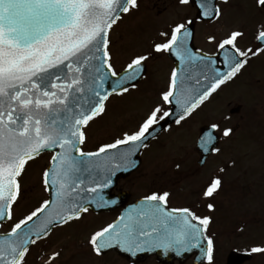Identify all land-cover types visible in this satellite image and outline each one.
I'll return each instance as SVG.
<instances>
[{
	"label": "snow or ice",
	"instance_id": "obj_1",
	"mask_svg": "<svg viewBox=\"0 0 264 264\" xmlns=\"http://www.w3.org/2000/svg\"><path fill=\"white\" fill-rule=\"evenodd\" d=\"M257 3L264 8V0ZM139 6V0H0V227L11 222L0 233V264H27L31 247L53 228L80 220L90 207L116 203L107 198L113 177L136 167L133 157L148 147L157 128L169 120L186 122L252 58L264 55V25L255 35L257 47L241 49L245 33L230 30L207 37L213 54L194 50L191 26L219 20L222 9L216 0H177L180 8L195 7L196 15H178L152 43V52L171 53L179 61L167 90L159 93L160 102L134 129H122L110 142L85 151L86 129L106 113L109 98L123 96L143 78L151 53H134L117 71L109 35ZM220 131L223 137L232 133L221 129V121L201 129L203 153L220 151ZM44 153H51L42 173L49 197L15 219L20 178ZM220 187L219 177L211 179L204 196L212 197ZM168 196L147 195L117 222L94 231L89 243L95 255L113 248L131 256L199 251L207 264H214V242L207 235L211 218L188 207L169 209ZM250 251L264 253V245ZM60 255L51 252L45 264Z\"/></svg>",
	"mask_w": 264,
	"mask_h": 264
},
{
	"label": "flooded vegetation",
	"instance_id": "obj_2",
	"mask_svg": "<svg viewBox=\"0 0 264 264\" xmlns=\"http://www.w3.org/2000/svg\"><path fill=\"white\" fill-rule=\"evenodd\" d=\"M216 3L222 9L219 20L211 23L197 21L191 26L194 30L193 49L213 54L215 49L207 43V37L210 34L220 37L230 30H242L245 33L238 44L241 49L257 47L255 35L258 28L264 25V8L258 5L257 0L245 3L240 0H227V3L216 0ZM164 10L167 11L166 7ZM163 14L164 11L159 8L158 15ZM185 14L195 16L196 8H177L174 14L170 15L165 28L178 15ZM154 19V22L161 24L160 19ZM112 31L109 35L115 57ZM157 35L147 39L137 35L126 36L134 47L131 56L134 53H151L149 60L145 62L143 78L123 96L114 95L109 98L106 102V113L97 117L86 129L87 142L83 146L85 151H94L97 144L110 142L122 129L135 128L133 124L127 126L123 120L119 125H113L115 117L127 114L123 113L124 108L130 111L127 118L133 120L138 118L140 122L149 108L160 102L159 93L167 90L171 73L174 69L178 70L179 61L171 53L152 52L151 46ZM129 61L130 59L127 62ZM127 62L120 68L114 59L116 70L120 71L126 67ZM155 74L158 77H155ZM131 92L140 94L143 106L139 109L123 106L121 110L109 112L111 107L119 108L114 102L131 97ZM217 121H221V129L231 128L232 133L229 137H223L222 131L218 132L220 139L217 146L220 151L207 155L199 147L201 129ZM98 122L109 125L105 130L106 134L97 135L100 133L99 130L92 129ZM147 144V148H142L133 157L136 161L134 169L117 172L113 177V185L107 190V198L118 201V204L100 208L90 207L89 212L80 220L53 228L45 239L31 247L27 264H45V260L53 251H59L61 254L53 264H66L69 261L71 264H202L195 261L197 253L192 252L177 256L174 252L165 254L158 250L131 256L117 249H109L97 256L92 251L89 239L94 231L113 223L123 211L134 208L145 196L152 193H169L167 199L169 209L188 207L201 217H210L207 235L214 242V250L218 247L217 242L209 233L213 232L211 229L214 227L217 232H226L225 229L228 227L224 223L223 213L226 203L234 210V224L230 226L232 232L245 233L248 229L255 238L259 229L264 227V55L252 58L234 79L222 85L186 122H182L181 125H176L172 121L163 124L154 138H149ZM50 155L51 153H44L38 157L35 171L29 175L25 173L31 163L26 166V171L20 178V200L25 187L29 185L34 186L31 193L38 191L37 206L49 197V192L44 190L42 173L48 166ZM216 177L221 179V187L212 197H205L204 192L209 181ZM32 180H38V184H32ZM209 204L213 205L211 209L208 207ZM18 212L16 207L15 219L28 214L19 216ZM10 224L11 222H7L5 226L0 227V233L8 230ZM220 234L218 233V236ZM251 243H253L251 247L256 246V241ZM250 249L232 247L229 254L234 250L251 253ZM229 254L224 264H227ZM251 254L252 258L242 264L257 261L258 254ZM203 264L207 262L204 261Z\"/></svg>",
	"mask_w": 264,
	"mask_h": 264
},
{
	"label": "rangeland",
	"instance_id": "obj_3",
	"mask_svg": "<svg viewBox=\"0 0 264 264\" xmlns=\"http://www.w3.org/2000/svg\"><path fill=\"white\" fill-rule=\"evenodd\" d=\"M240 1L245 3L249 2L250 0ZM139 5L140 6L138 10L133 11L130 15L124 16L123 19L118 23V25L114 26V28L112 29L113 31L111 37L115 48L114 59H116L117 67L120 68L132 57L131 54L132 50H134V47L132 43L128 42L129 37L131 35H137L143 39L151 37L153 38L158 34L160 30H163L166 27V24L169 22L168 19L170 18V15L174 14V11L179 8L176 5V0H139ZM158 7L164 11L163 15H158ZM164 7H166L167 11L164 10ZM154 17H156L155 19H160L161 24H157L156 22H154ZM128 35L129 37H126ZM155 77L158 76L155 74ZM160 80L162 79L160 78ZM130 95L131 97L119 99L114 102V104L119 106V108L111 107L109 112L113 113L117 109L121 110V107L123 106H130L131 108L137 109H139L140 106H143V100L138 92H131ZM125 112L128 114V112L130 111L124 108L123 113ZM127 114H122L115 117V123H113V125H119L120 121L123 120L124 124H126L127 126L133 124L136 127L139 123V119H129L127 118ZM104 117H107V115H104ZM108 127L109 125L107 123L102 124V122H98L97 125L95 124L94 127H92V129H98L100 133L97 135H101L106 134L105 130L108 129ZM30 163L31 164L25 173L26 175H29L35 171V163H37V160L31 161ZM37 181L38 180H32V184L37 185ZM29 186L25 187L24 195L19 201V206L17 207L19 216H24L30 209H33L37 206L36 204H38V191L36 190L31 193L30 191L34 186ZM228 204L229 203H226V207H224L223 211L224 223H226V226L228 227L225 229L226 232H217L216 227H214L211 229L213 232L209 233L214 241L217 242L218 246L217 249L214 250V264H224V262L226 261V257L231 251L232 247H239L241 250H249V247H251V244H253L251 243V241H256V246L264 245V227L259 229V232L255 234V238L251 236V233L248 229L245 233L232 232V228L230 226L234 224V210L228 207ZM218 233L221 234L218 236ZM257 254V261L252 264H263L264 255L262 256L261 253ZM66 264H71V262L69 261Z\"/></svg>",
	"mask_w": 264,
	"mask_h": 264
},
{
	"label": "water",
	"instance_id": "obj_4",
	"mask_svg": "<svg viewBox=\"0 0 264 264\" xmlns=\"http://www.w3.org/2000/svg\"><path fill=\"white\" fill-rule=\"evenodd\" d=\"M171 120H169L168 122H170ZM163 124H165V123H163ZM162 124V125H163ZM162 125L157 129V132H159V130H160V128L162 127ZM156 132V133H157ZM117 203V202H116ZM115 203V204H116ZM124 215V214H123ZM119 219V218H118ZM117 219V220H118ZM117 220H116V222H117ZM115 223V222H114ZM119 252H121V253H124V252H122V251H120L118 248H116ZM193 252H198L199 253V255L196 257V262L197 263H199V262H201L202 260H203V256H202V254L199 252V251H193ZM251 255L250 254H248V253H239V252H236V251H233V252H231L230 253V255H229V257H228V264H242L244 261H246V260H249V259H251ZM204 261V260H203Z\"/></svg>",
	"mask_w": 264,
	"mask_h": 264
}]
</instances>
